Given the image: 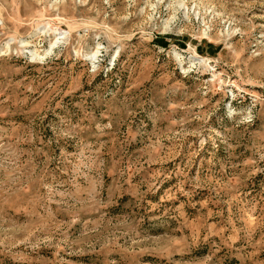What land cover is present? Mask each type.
Wrapping results in <instances>:
<instances>
[{
    "label": "rangeland",
    "instance_id": "1",
    "mask_svg": "<svg viewBox=\"0 0 264 264\" xmlns=\"http://www.w3.org/2000/svg\"><path fill=\"white\" fill-rule=\"evenodd\" d=\"M0 264H264V0H0Z\"/></svg>",
    "mask_w": 264,
    "mask_h": 264
},
{
    "label": "trees",
    "instance_id": "2",
    "mask_svg": "<svg viewBox=\"0 0 264 264\" xmlns=\"http://www.w3.org/2000/svg\"><path fill=\"white\" fill-rule=\"evenodd\" d=\"M160 43V45H163V44H161L162 42H159ZM164 46V45H163Z\"/></svg>",
    "mask_w": 264,
    "mask_h": 264
}]
</instances>
